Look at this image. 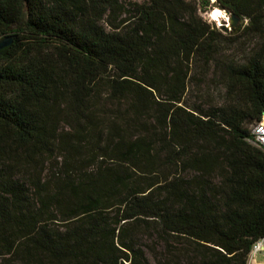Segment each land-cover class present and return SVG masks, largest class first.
Instances as JSON below:
<instances>
[{
    "label": "trees",
    "instance_id": "trees-1",
    "mask_svg": "<svg viewBox=\"0 0 264 264\" xmlns=\"http://www.w3.org/2000/svg\"><path fill=\"white\" fill-rule=\"evenodd\" d=\"M217 8L239 26L200 18ZM245 36L261 44L244 63L219 60ZM6 38L0 264H151L138 227L165 245L157 264L264 247V0H0ZM212 66L228 100L187 106Z\"/></svg>",
    "mask_w": 264,
    "mask_h": 264
},
{
    "label": "rangeland",
    "instance_id": "rangeland-1",
    "mask_svg": "<svg viewBox=\"0 0 264 264\" xmlns=\"http://www.w3.org/2000/svg\"><path fill=\"white\" fill-rule=\"evenodd\" d=\"M211 2H213V0H211ZM205 14L206 13H199L200 18L210 26H215L214 21L210 24L205 19ZM228 14L230 15V20L228 22V26L230 27L232 16L230 13ZM221 23L223 24L224 22L222 21ZM239 24L240 21L237 22L235 28H237ZM244 24L246 25V23ZM260 44L261 43L257 38L247 36L242 37L233 46H228L227 44L224 45L219 60L242 64L260 46ZM227 100L226 82L221 70L215 69V67L212 66L207 75H201L197 70L195 71V69H193L188 90L184 97V102L187 106H197L202 108L220 106ZM251 128L252 127L249 126L250 130ZM61 162L62 159H57L55 163L57 165L45 167V170H47V168L49 169L55 166H60ZM133 232L136 235L138 244L144 247L149 262L151 264H157L156 258H162L163 250L165 249V245L159 241L157 234L148 233L145 229L139 227L134 229ZM261 247L260 249H256L257 251L254 250L252 254H255L259 262H264V253ZM252 258L253 255H251L250 260Z\"/></svg>",
    "mask_w": 264,
    "mask_h": 264
},
{
    "label": "clouds",
    "instance_id": "clouds-1",
    "mask_svg": "<svg viewBox=\"0 0 264 264\" xmlns=\"http://www.w3.org/2000/svg\"><path fill=\"white\" fill-rule=\"evenodd\" d=\"M213 3H215V0H213ZM205 19L211 24L213 21L215 22V26L217 28H227L228 22L230 20V15L226 13L224 10L221 9H213L209 13L205 14ZM224 22L223 24L221 22ZM260 132H264V123H262L261 127L258 129ZM262 140H264V137H261ZM255 248H259V244L254 245ZM253 255V258L250 260L249 264H259L258 259L256 258L255 254Z\"/></svg>",
    "mask_w": 264,
    "mask_h": 264
},
{
    "label": "water",
    "instance_id": "water-1",
    "mask_svg": "<svg viewBox=\"0 0 264 264\" xmlns=\"http://www.w3.org/2000/svg\"><path fill=\"white\" fill-rule=\"evenodd\" d=\"M231 16H232V19H231L230 27L228 26L227 28H220L221 31H223L224 33H228L229 31H231V29L235 28L237 22L239 21L234 15H231ZM12 41H13L12 38H6V39H4V40H2L0 42V55H1V51L3 49L9 47L12 44ZM0 81H1V76H0ZM261 249H262V251H264V247L263 246L261 247Z\"/></svg>",
    "mask_w": 264,
    "mask_h": 264
},
{
    "label": "built area",
    "instance_id": "built-area-1",
    "mask_svg": "<svg viewBox=\"0 0 264 264\" xmlns=\"http://www.w3.org/2000/svg\"><path fill=\"white\" fill-rule=\"evenodd\" d=\"M261 125H262V123H259V124H256L252 128V134L254 135V139H255L254 144L258 148H264V140L261 139V137H264V132L258 131V129L261 127ZM261 246H262V244H259V247H261ZM255 249H257V248H255Z\"/></svg>",
    "mask_w": 264,
    "mask_h": 264
},
{
    "label": "bare ground",
    "instance_id": "bare-ground-1",
    "mask_svg": "<svg viewBox=\"0 0 264 264\" xmlns=\"http://www.w3.org/2000/svg\"><path fill=\"white\" fill-rule=\"evenodd\" d=\"M259 249H260V247H259ZM255 251H257V250H255Z\"/></svg>",
    "mask_w": 264,
    "mask_h": 264
}]
</instances>
